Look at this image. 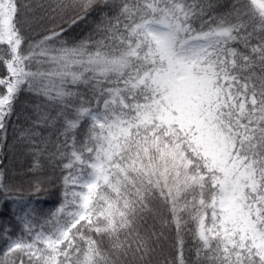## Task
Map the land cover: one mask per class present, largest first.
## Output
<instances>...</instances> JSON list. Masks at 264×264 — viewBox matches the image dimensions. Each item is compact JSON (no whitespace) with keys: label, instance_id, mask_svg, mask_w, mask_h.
Returning <instances> with one entry per match:
<instances>
[{"label":"snow or ice","instance_id":"1","mask_svg":"<svg viewBox=\"0 0 264 264\" xmlns=\"http://www.w3.org/2000/svg\"><path fill=\"white\" fill-rule=\"evenodd\" d=\"M10 127L0 264H264V0H0Z\"/></svg>","mask_w":264,"mask_h":264},{"label":"trees","instance_id":"2","mask_svg":"<svg viewBox=\"0 0 264 264\" xmlns=\"http://www.w3.org/2000/svg\"><path fill=\"white\" fill-rule=\"evenodd\" d=\"M23 2L31 3L33 0H23ZM81 34L82 33L80 29H76L71 33L73 36H79ZM23 99L24 97H22V100ZM19 127L20 125H17V128ZM7 145L8 147L4 149L3 152H0V159H3L4 164L7 165L9 177L14 183H26V181L29 179L28 172L32 164V157L27 153L24 144L17 139V132H14L12 127L8 129ZM42 163L45 164L44 171L47 172V163L45 161H42ZM58 192L59 189L56 186H50V192L48 195L49 202L45 205V207L53 206L54 202L58 199ZM166 235H168V233H166ZM185 242V255L186 257H189L187 248L192 247V241L190 238L186 237ZM169 245L170 241L165 243L163 253L157 257V259L160 261V264H165V258L168 260L171 259V249ZM190 258L191 257H189V259Z\"/></svg>","mask_w":264,"mask_h":264}]
</instances>
